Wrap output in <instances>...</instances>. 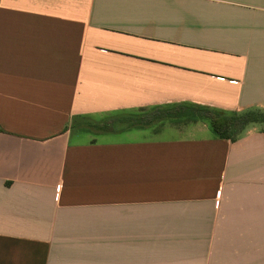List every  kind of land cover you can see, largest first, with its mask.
<instances>
[{
  "label": "crops",
  "instance_id": "0c3cea01",
  "mask_svg": "<svg viewBox=\"0 0 264 264\" xmlns=\"http://www.w3.org/2000/svg\"><path fill=\"white\" fill-rule=\"evenodd\" d=\"M264 0H0V264H264ZM145 116V115H144Z\"/></svg>",
  "mask_w": 264,
  "mask_h": 264
},
{
  "label": "trees",
  "instance_id": "16d2710c",
  "mask_svg": "<svg viewBox=\"0 0 264 264\" xmlns=\"http://www.w3.org/2000/svg\"><path fill=\"white\" fill-rule=\"evenodd\" d=\"M187 115L194 120L197 119H208L214 129V131L219 135L220 138L229 139L234 141L236 136L249 124L264 122V113L258 111H250L243 113L235 117H224L220 114L212 111L211 109L203 106L199 107H177L172 109H159L155 117H145L139 116L138 118L129 116V117H120L115 118L104 124H99L97 127L101 130H111L113 124L125 123V124H140V123H149L153 119H164L170 117L171 115ZM173 115V116H174Z\"/></svg>",
  "mask_w": 264,
  "mask_h": 264
},
{
  "label": "rangeland",
  "instance_id": "374dc122",
  "mask_svg": "<svg viewBox=\"0 0 264 264\" xmlns=\"http://www.w3.org/2000/svg\"><path fill=\"white\" fill-rule=\"evenodd\" d=\"M143 114V116L145 115V117H146V115H147V113L145 112V113H141V114H139V115H142Z\"/></svg>",
  "mask_w": 264,
  "mask_h": 264
}]
</instances>
